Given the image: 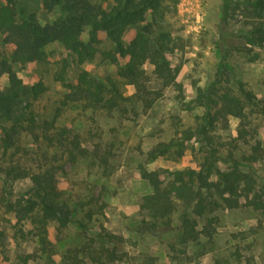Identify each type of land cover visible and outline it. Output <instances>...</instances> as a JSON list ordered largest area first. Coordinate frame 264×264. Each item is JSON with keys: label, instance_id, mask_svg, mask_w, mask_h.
<instances>
[{"label": "trees", "instance_id": "1", "mask_svg": "<svg viewBox=\"0 0 264 264\" xmlns=\"http://www.w3.org/2000/svg\"><path fill=\"white\" fill-rule=\"evenodd\" d=\"M40 1L46 11L58 12L51 23L41 24L36 14L26 12L18 0H2L0 5V35L5 45L13 47L11 62L0 51V80L5 81L0 87V149L3 154L8 151L12 155L21 154L22 159H10L0 173L7 179L30 181L29 188L15 200L0 191V208H4L5 214H14L15 227L31 225L36 243L34 252L17 255L15 264H28L35 259L43 264H124L130 257L121 250L127 239L110 233L102 224L98 229L90 225L96 214L103 217L100 206L97 210L89 208L82 218H77L80 208L95 206L94 198L71 205L64 200L59 187L67 166L88 158L106 170L114 151L90 130L87 133L93 137L82 140L74 128L56 125V118L70 104L125 117L137 116V110L145 113L175 80L176 72L168 58L174 44L167 32L143 24L147 11L156 9L158 0ZM227 3L225 12L248 26L244 32L246 43L264 46V0ZM128 28L134 29L135 35L124 45L122 37ZM100 33L110 49L103 48ZM52 43L60 44L78 65L92 61L97 55L101 61L114 65L116 76L131 87V94L125 95L110 77L100 80L86 71H81L71 85L66 81L64 63L54 77L67 94L54 118H43L35 109L47 91L44 82H23L12 65L42 63L44 49ZM146 63L153 67V81L145 74ZM151 82L157 87L150 88ZM198 94L195 101L203 112L196 125L177 132L167 142H158L147 151L146 160L151 162L160 157L177 160L190 142L199 144L200 160L194 167L181 169L141 168L140 175L150 185L151 193L142 198L143 217L136 230L156 234L160 229L172 227L176 233L173 242L168 243L169 259L184 257L190 263L211 251L218 211L247 206L264 213V184L258 182L253 169L264 157V147L256 138L257 123L264 120V96L258 98L242 86L238 93L223 89ZM229 119L237 121L235 131L222 137L229 129ZM25 137L32 140L35 151L21 146ZM51 227L56 242L62 241L63 232L71 228L77 232L76 239L66 243L58 254L49 240ZM18 232L22 233V229ZM1 235L0 232V238ZM214 263L222 264L218 260ZM140 264H153V258L146 255Z\"/></svg>", "mask_w": 264, "mask_h": 264}, {"label": "rangeland", "instance_id": "2", "mask_svg": "<svg viewBox=\"0 0 264 264\" xmlns=\"http://www.w3.org/2000/svg\"><path fill=\"white\" fill-rule=\"evenodd\" d=\"M18 1L26 12H34L41 24L51 23L58 16L57 11L43 9L40 0ZM158 1L156 9L147 11L143 24H150L152 28L170 35L174 47L168 58L176 72L175 80L162 91L151 109L145 113L137 110V116L129 114L125 117L100 109L84 108L79 104L62 108L56 125L74 128L81 134L82 140L99 136L114 151L106 170L88 158L67 166L59 183L63 198L76 206L94 198L95 206L77 207L80 208L77 218H82L89 208L97 210L100 206L103 217L96 214L90 225L98 229L102 224L110 233L127 239L121 250L130 257L124 264H140L146 255L153 258V264H215L216 260L222 264H264V213L247 206L217 212L219 221L211 251L192 263L184 257L169 259L168 243L173 242L176 233L172 227L160 229L156 234L136 232L143 217L140 211L142 198L151 193L150 185L140 175L141 168L147 171L181 169L194 167L200 160L199 144L194 142L186 144L177 160L166 157L151 162L146 160L147 151L158 142H167L177 132L196 125L203 112L195 101L198 92L211 94L227 89L238 93L242 86L258 98L264 96V46L246 43L244 32L248 26L225 12L226 0ZM232 1L229 3L228 0L227 4ZM134 35L135 30L128 28L122 37L124 45L129 44ZM99 38L103 41V48H111L105 42L103 33L99 34ZM84 40H87V35ZM0 51L11 62L13 47L3 43L2 35ZM44 53L42 63L13 64L12 68L25 83L44 82L47 91L36 103L35 110L45 119L54 118L60 101L67 94L54 77L64 63L67 65L66 81L71 85L76 83L81 71H86L96 79L110 77L125 95L132 92L131 87L116 76V67L101 61L98 55L92 61L78 65L58 43L46 46ZM144 70L153 81V67L146 63ZM4 83L2 78L0 87ZM149 87L156 88L157 85L151 82ZM236 125V120L229 119V129L222 133V137L233 134ZM88 130L93 136L87 133ZM256 138L264 147V120L257 123ZM20 143L26 150H36L29 137L22 138ZM12 154L11 151L3 154L0 149V168L7 166L10 159L22 161L21 154ZM219 166L225 168L222 163ZM253 169L258 182L264 184V157L253 165ZM29 186L28 179L11 180L0 173V191H5L11 200L17 199ZM4 212V208H0V264H15L16 256L34 252L36 243L31 225L26 223L15 227L14 214ZM19 229L22 233L18 232ZM48 233L56 254L77 237L74 228L63 232L61 237L64 239L58 242L52 227ZM28 264H43V261L35 259Z\"/></svg>", "mask_w": 264, "mask_h": 264}]
</instances>
